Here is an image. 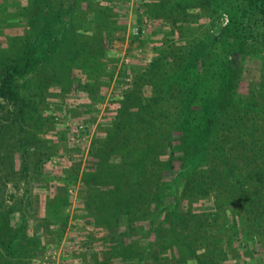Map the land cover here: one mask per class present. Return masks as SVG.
I'll use <instances>...</instances> for the list:
<instances>
[{
    "label": "trees",
    "instance_id": "trees-1",
    "mask_svg": "<svg viewBox=\"0 0 264 264\" xmlns=\"http://www.w3.org/2000/svg\"><path fill=\"white\" fill-rule=\"evenodd\" d=\"M94 1L27 0L18 9L24 20L11 39L14 47L10 53L0 49V108L2 102L14 105L21 130L34 99L44 98L54 83L66 89L72 66L81 68L88 77L84 87L94 93L91 84L99 83L98 65L110 61L112 37L110 11L92 6ZM195 8L213 20L210 27L219 12L228 23L216 34L192 36L174 63L162 53L137 69L131 85H148L150 95L142 103L125 93L106 137L93 142L95 170L83 180L114 182L117 198L111 209L102 201L101 211H112L117 225L127 217L129 227L135 221L134 227L153 236L143 251L136 242H117L115 257L162 264L152 249L160 240L167 264H232L236 258L264 264V154L257 152L264 138L255 131L264 116L254 97L238 93L252 18L256 12L264 17V0H160L149 5L148 16L158 23ZM84 23L93 34H80ZM256 87L250 84L249 91ZM103 160L111 167L106 173L98 171ZM205 200L213 211L198 216L192 206ZM8 219L0 217L7 264L27 254L26 244L33 242Z\"/></svg>",
    "mask_w": 264,
    "mask_h": 264
},
{
    "label": "rangeland",
    "instance_id": "rangeland-1",
    "mask_svg": "<svg viewBox=\"0 0 264 264\" xmlns=\"http://www.w3.org/2000/svg\"><path fill=\"white\" fill-rule=\"evenodd\" d=\"M26 3L27 0H0L1 50L10 53L14 47L11 39L16 38L24 20L18 9ZM154 3H160V0L92 2V6L109 9L108 23L112 27L110 50L106 56L110 61L100 69L98 65L95 78L99 83L91 84L93 94L84 87L88 77L79 66H72V77L70 81L66 78V89L54 83L44 90V98L31 102L22 130L15 117L14 105L1 103L0 217L8 219L10 212L11 228L19 230L26 242L33 239L31 245L26 244L27 254L8 258L9 264H131L134 259L111 254L117 250V242H136L139 251H143L148 242H154L151 234H143L139 227H134L139 223L134 221L129 227L125 217L117 225L112 211H101V202L107 203L105 209H111L110 203L117 194L114 182L104 180V177L96 181L98 185L83 180L85 172L95 170L92 152L97 146L94 147L93 142L106 137L125 93L134 94L131 98H139L142 103L147 101L150 87L131 85L137 69L146 67L162 53L174 63V56H182L192 36L205 31L216 34L229 19L226 13L219 12L215 26L210 27L213 20L195 8L185 13L179 10L175 13L178 16L171 14L157 23L148 16L149 5ZM252 19L238 93L243 97H254L256 112L263 117L264 17L256 12ZM79 32L93 34L86 23ZM165 61L163 59V63ZM122 70L125 72L121 73ZM59 72L66 77L65 72ZM250 84L257 87L249 91ZM140 100L135 102L141 104ZM263 126L261 119L255 130L262 138ZM261 143L257 142V152L264 154ZM108 162L101 161L98 171L106 173L111 168ZM192 210L198 216L208 214L213 211L212 201H198ZM22 217V222L18 223ZM141 219L146 226V217ZM1 246L0 264H7ZM152 249L157 251L160 263L167 264L169 257L160 240ZM257 250L255 256L262 254L260 249ZM234 260H231L232 264H244L240 258ZM189 262L194 264L193 259ZM148 263L155 264L154 261Z\"/></svg>",
    "mask_w": 264,
    "mask_h": 264
}]
</instances>
